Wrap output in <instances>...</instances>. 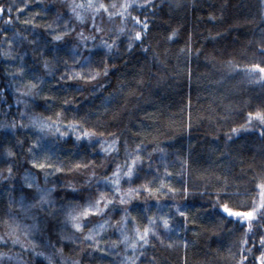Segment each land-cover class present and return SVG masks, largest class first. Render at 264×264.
<instances>
[{"label":"trees","instance_id":"1","mask_svg":"<svg viewBox=\"0 0 264 264\" xmlns=\"http://www.w3.org/2000/svg\"><path fill=\"white\" fill-rule=\"evenodd\" d=\"M77 3L0 0V264H260L264 0Z\"/></svg>","mask_w":264,"mask_h":264},{"label":"snow or ice","instance_id":"2","mask_svg":"<svg viewBox=\"0 0 264 264\" xmlns=\"http://www.w3.org/2000/svg\"><path fill=\"white\" fill-rule=\"evenodd\" d=\"M148 0H145V3H147ZM24 7L23 4H21V8ZM100 7H105L103 4L100 5ZM123 7L127 8L129 7V5L125 4L123 5ZM8 11H11V6H8ZM5 11V6L4 5H0V13L4 12ZM17 11H19V9H17ZM136 21L138 23H141L143 25V28L144 29H147L148 25L146 22H142L139 20V17H136L135 18ZM8 20H11V17H8ZM97 31H99V28H97ZM141 36V33L140 32H136L135 33V38L136 39H139ZM55 40H61L62 39V36L61 35H56L54 37ZM111 47V46H109ZM129 47H131V42L129 43ZM252 69H259V71L261 73H264V67H262L260 64H255V65H251L250 66ZM105 72H106V68H105ZM98 74V73H97ZM87 79H92L93 77L89 76V77H86ZM252 116H255L256 118H258L262 123H264V112H261V111H257L256 113H249V118L251 119ZM233 132H236L237 129L236 128H233L232 129ZM84 135H87V133H84ZM138 159V157H137ZM37 167H43L42 164H39L37 165ZM129 167V171H128V175L131 176L132 174V167L131 165L128 166ZM9 173H11V168L8 169ZM114 184H118V180H115L113 181ZM264 187V186H262ZM116 191H120V189L117 187L116 188ZM132 189H129V192H131ZM44 197L41 196V200H43ZM101 200H105V206H107V200L105 199V197L103 196V194H101L100 198L97 199L95 201L94 204H89L88 207L85 209V211H83L82 213H80V215H83V216H87L89 214V212H92V211H101V208H100V202ZM123 202V201H122ZM260 207H264V204H262ZM220 208L223 209V212L225 213H228L230 216H235V217H240L241 219L247 217V218H252L253 215L255 214L256 212V209H252L251 211H248V212H244V213H241L239 211H236L234 210L233 208L229 207L227 203H224V204H221L220 205ZM75 219V217L73 218ZM163 224H164V227L167 228L168 227V220L167 219H163ZM75 227L77 228H80L81 225L79 223L75 224L74 225ZM249 228H251V225L249 224ZM148 233H149V229L148 228H145L144 229V232H143V235H140L139 231H137V236L139 238V240H141L143 242V244H147L148 243V239H147V236H148ZM127 239V237L125 238ZM136 241L134 240L133 241V244H135ZM260 244L262 247H264V236H261L260 237ZM258 259H260V264H264V251H261L260 252V257H258Z\"/></svg>","mask_w":264,"mask_h":264},{"label":"rangeland","instance_id":"3","mask_svg":"<svg viewBox=\"0 0 264 264\" xmlns=\"http://www.w3.org/2000/svg\"><path fill=\"white\" fill-rule=\"evenodd\" d=\"M72 1H73V0H72ZM81 1L83 2L84 0H77L78 3L76 4V7L78 8L77 10H79L80 15H81V9H85V8H86V7H82V6H80V2H81ZM90 1H93V0H90ZM92 3H93V2H92ZM83 6H87V4L83 3ZM88 6H89V5H88ZM88 6H87V7H88ZM90 9H91V7H90ZM123 9H124V8H123ZM123 9H122V10H123ZM88 11H89L90 13H91V12H94V11H92V10H91V11L88 10ZM96 11H97V10L95 9V12H96ZM82 16H83V15H82ZM82 16H81V17H82ZM224 213H225V212H224ZM241 213H244V212H241ZM225 214L228 215V216H230L228 213H225ZM255 215H256V214H254L252 218H254ZM230 217H232V218H234V219H241L240 217H235V216H230Z\"/></svg>","mask_w":264,"mask_h":264}]
</instances>
